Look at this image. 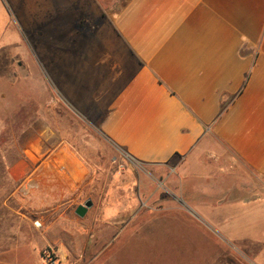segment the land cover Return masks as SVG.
<instances>
[{"label": "crops", "instance_id": "obj_1", "mask_svg": "<svg viewBox=\"0 0 264 264\" xmlns=\"http://www.w3.org/2000/svg\"><path fill=\"white\" fill-rule=\"evenodd\" d=\"M20 15L53 63L56 94L44 90L91 131L44 126L24 149L29 211L66 218L60 209L90 201L72 224L122 221L106 179L113 147L141 164L178 159L201 206L264 213V0H28ZM213 176L227 179L204 189Z\"/></svg>", "mask_w": 264, "mask_h": 264}, {"label": "rangeland", "instance_id": "obj_2", "mask_svg": "<svg viewBox=\"0 0 264 264\" xmlns=\"http://www.w3.org/2000/svg\"><path fill=\"white\" fill-rule=\"evenodd\" d=\"M26 1L0 0V264H264L263 209L254 207L248 221V209L215 198L201 206L199 191L178 176V159L141 164L108 148L106 179L115 205L122 198L116 223H99L98 213L79 227L71 223L73 207L59 210L66 218L26 208L17 178L24 149L44 126L68 139L91 135L44 90L56 94L53 63L39 49L38 32L23 22ZM221 180L213 176L203 187ZM130 197L138 198L132 208Z\"/></svg>", "mask_w": 264, "mask_h": 264}, {"label": "water", "instance_id": "obj_3", "mask_svg": "<svg viewBox=\"0 0 264 264\" xmlns=\"http://www.w3.org/2000/svg\"><path fill=\"white\" fill-rule=\"evenodd\" d=\"M91 206L90 201H86L83 205H79L76 209H75V213L76 215H78L79 217H83L84 214L87 211V208H89Z\"/></svg>", "mask_w": 264, "mask_h": 264}]
</instances>
